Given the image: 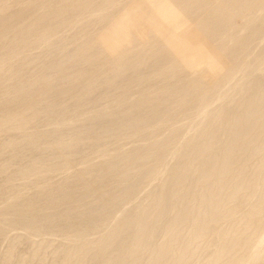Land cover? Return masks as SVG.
I'll return each instance as SVG.
<instances>
[{
	"label": "bare ground",
	"instance_id": "bare-ground-1",
	"mask_svg": "<svg viewBox=\"0 0 264 264\" xmlns=\"http://www.w3.org/2000/svg\"><path fill=\"white\" fill-rule=\"evenodd\" d=\"M33 1L0 0V80L9 78L0 86V113L11 101L31 98L33 90L41 97L50 90L59 99L44 98L40 112L28 107L0 115V179L6 187L0 197V239L8 227L23 230L17 234L23 240L31 231L59 235L66 241L54 251L45 250L57 253L47 252L49 262L41 257L45 264H195L201 256L197 264H258L264 256V77L249 80L247 94L230 98L232 111V105L225 106L228 102L216 106L211 127L188 131L187 141L178 138L189 127L190 110L206 113L224 82L240 83L247 61L261 60L264 46L256 52L252 45L264 41V0H161L146 16L138 8L146 0H40L41 7L32 14L16 21L6 18ZM65 21L71 31L77 28L67 40L62 38L66 29H60ZM62 65L70 71H60ZM114 105L123 108L117 112L111 109ZM119 112L133 117L128 116L124 137L130 149L115 142L110 146L119 141L116 129L96 130L97 119L115 122ZM89 118L96 122L94 129L90 124L83 128ZM80 124L83 129H75ZM163 130L167 135H158ZM139 146L156 150L151 159L165 148L163 159L172 156L176 162L166 176H161V166L142 173L138 180L143 183L160 180L150 202L135 204L122 218L117 214L120 219L104 228L90 206L76 208L85 200L81 192L89 185L97 189L107 175L124 182L133 177H124L120 168ZM118 192L104 200L103 210L117 204L125 209L135 195ZM47 196L53 208H41L39 202ZM65 199L76 206L56 216ZM91 224L97 237H90ZM42 240L40 248L52 245ZM17 245L4 249L10 264L20 254Z\"/></svg>",
	"mask_w": 264,
	"mask_h": 264
},
{
	"label": "rangeland",
	"instance_id": "rangeland-1",
	"mask_svg": "<svg viewBox=\"0 0 264 264\" xmlns=\"http://www.w3.org/2000/svg\"><path fill=\"white\" fill-rule=\"evenodd\" d=\"M43 1V0H42ZM120 1V0H119ZM121 1H124V0H121ZM120 1V2H121ZM161 0H146L143 4H141V5H139V11L140 12H142V13H144L145 14V12H146V14L148 13V12H150L151 11V9L155 6V5H158V3L160 2ZM11 7H13V6H11ZM41 6H40V0H34L33 2H32V4H30V5H27V6H24L23 8L22 7H19L20 9H16V10H13V14H11L10 16H7L6 18H8V19H11L12 21H16V20H18L21 16H23V15H27V14H32L33 12H35L38 8H40ZM14 8V7H13ZM15 12H16V15H15V18H13V16H14V14H15ZM99 12V11H98ZM96 13H97V11H96ZM146 14L144 15V16H146ZM84 16H85V18H84ZM84 16H81V20H85L88 16H87V14L86 15H84ZM69 21H65V22H63L62 23V26L60 27V29L61 30H63V29H66V30H63V39H65V40H67L69 37H70V34L71 33H74L73 32V30L75 29H77L76 27L75 28H73V30L71 31V29H70V27H69ZM187 24V23H186ZM235 24V23H234ZM67 26V27H66ZM234 26V25H233ZM232 26V28H234ZM55 26H53L52 28H54ZM74 30V31H75ZM68 37V38H67ZM264 41L263 42H261V46L259 45V41L257 40V41H255L254 43H253V45H252V48H253V50L254 51H258V50H261V47H263L264 45ZM254 46V47H253ZM260 47V48H259ZM263 50H261V51H263V52H261V51H258V52H261V53H263L262 54V58H261V60L259 61H253L252 59L250 60V61H247V65H245L244 67H243V69L241 70V72H240V76H241V78H240V80L242 81V79H243V81H242V83H241V81L239 80L238 82H240V83H233V81H234V79H232V83L230 82L231 81V79H230V81H228V82H224V83H226L225 84V86L226 87H222L223 89L222 90H220L219 88V90L220 91H218L219 92V94H216V96H213L211 99L213 100H211L210 99V101H209V105L207 106V112L206 113H202V112H200V114H199V109H201V108H199V109H197V107L195 108V109H197L198 110V113L197 112H194V111H196V110H190V111H192L193 113H191L190 111V115H187V114H189V112L188 113H186V114H183L182 115V117L183 118H185V115H187V116H191V114H192V118L190 119L189 117H187L186 118V121L187 122H189L188 124H187V122L185 121V119H181V120H179V122L180 121H182V122H184L185 123V125L187 124L189 127H188V129H187V126L184 128V129H182V130H184V131H182L181 133H180V138H178V140H179V142L181 143L182 141H187V139H188V137L192 134V133H194L195 131H198L197 129H201V128H204V126L205 127H211V125H213L214 123L212 122V121H214V119H215V114L213 113V112H215V108H216V106H218L220 103H226V102H228V105H227V103L225 104V106H226V108H230V106L232 107V109H230L231 111L233 110V109H235L234 107L235 106H233V104L234 103H231L229 100H231L232 98H237V97H241L242 95H245V94H247V92H248V87L247 86H249V83L252 81V79L253 80H255V79H258V77H264V48H262ZM35 53H37V54H40V52H38V51H36ZM34 53V54H35ZM41 53H48V50L46 51V52H41ZM40 57H42V55H39ZM35 60H38L37 58L35 59ZM34 60V61H35ZM252 61V62H251ZM32 62V61H31ZM263 65V66H262ZM262 66V67H261ZM67 67H68V69H67ZM66 68V69H65ZM60 71H62L63 73H66V72H68V71H70V67L68 66V65H62V66H60ZM248 69V70H247ZM260 70V72H258L259 70ZM262 71V72H261ZM24 72H25V70H24ZM131 73V72H130ZM258 73V74H257ZM16 74H17V71H16ZM133 72L131 73V74H128V76L129 77H132L133 76ZM254 74V75H253ZM43 75H46V76H49V74H47L46 72H45V74H44V72H43ZM192 75V74H191ZM190 76V75H189ZM251 76L253 77V78H251ZM191 77V76H190ZM249 77V79H247ZM256 77V78H255ZM255 78V79H254ZM249 80H251V81H249ZM236 81V80H235ZM246 81H248V82H246ZM9 82V78H2L1 80H0V86H3V85H5L6 83H8ZM247 84H246V83ZM228 83H229V85H228ZM242 84L244 85V86H242ZM223 85V84H222ZM247 85V86H246ZM224 86V85H223ZM242 86V87H241ZM238 87H240V88H238ZM101 88V87H100ZM135 88L136 87H134L133 89H132V91L133 90H135ZM242 88V89H241ZM234 89V90H233ZM238 90V91H237ZM224 91V92H223ZM235 91H236V93H235ZM245 91V92H244ZM247 91V92H246ZM239 94H238V93ZM243 92V93H242ZM223 93V94H222ZM234 93V94H233ZM245 93V94H244ZM40 94H41V92H39V91H36V90H33L32 92H31V98H28V99H24V100H16V101H11L7 106H6V109L7 110H5L4 112H6V113H17V112H19V111H21L22 109H25V108H28V107H31L33 110H35L36 112H40V111H42L44 108H43V102H42V100L44 99V98H47V100L48 101H56L57 99H59V97H58V95L56 94V93H54V92H52V91H50V90H47V93H45L44 94V97H41L40 96ZM220 94H222V95H220ZM228 94V95H227ZM232 94V95H231ZM226 96V98L227 99H225L224 97ZM241 95V96H240ZM228 96H229V99H228ZM234 96V97H233ZM217 97H219V99L217 98ZM223 97V99H221ZM231 98V99H230ZM3 99V102L4 103H6V101L8 100L9 101V99H5V98H2ZM6 100V101H5ZM224 100V101H223ZM7 101V102H8ZM221 101V102H220ZM219 102V103H218ZM223 103V104H224ZM84 103H82L81 105H83ZM145 104V103H144ZM142 104V106H144L146 109H147V111L148 112H151V110H152V108H149V106H147V104ZM229 104H230V106H229ZM235 105V104H234ZM70 106L71 105H68V108H70ZM209 107V108H208ZM121 108H123V106H118V105H114V106H112L111 107V109L112 110H120ZM144 108V110H146ZM118 110V111H119ZM209 110H211V112H209ZM216 110H218V108L216 109ZM117 111V112H118ZM3 112V114H5ZM195 113H196V115H195ZM202 113V114H201ZM2 113H0V115H3ZM121 114L122 113H120L119 112V114L117 113V116L119 117V116H121ZM128 114V113H127ZM127 114H124V116H123V114H122V116L120 117V120H119V118L117 117L116 119H115V122L113 121V120H111L110 122H107V124H106V122L104 121V119H97L96 121H97V123L95 122V121H93L94 123H92V120H91V118H89V119H86L85 121H84V123H87L86 125L84 124L83 125V128H85L86 126H89L88 124H90V126L92 125V124H95V126H99V127H96L97 129L96 130H99V129H101L102 128V130L105 128V130L107 129V131H108V129H116L118 132H117V134H116V132H115V135L118 137V140L120 141V140H122V141H112V144H110V146L112 145V146H115V145H119L120 144V146H121V144H122V148H123V146H124V148L123 149H130L131 148V144L129 143V141L127 142V140L124 138L125 136H126V134H127V124L129 123V117L131 118V120H132V118L133 117H131V115H127ZM206 114V115H205ZM209 114V115H208ZM202 115V116H201ZM203 115H204V117H203ZM208 115V116H207ZM129 116V117H128ZM199 116V117H198ZM214 116V117H213ZM181 117V118H182ZM198 117V118H197ZM122 118V119H121ZM189 118V119H188ZM196 118V119H195ZM119 120V122L117 123L116 121H118ZM126 119V120H125ZM98 120H103L102 122L100 121H98ZM125 120V121H124ZM188 120H190V121H188ZM202 120V121H201ZM125 123V125L123 124V122ZM103 122H105V124L103 123ZM112 122V123H111ZM182 122H180V123H182ZM190 122H191V126H190ZM209 122V123H208ZM98 123L100 124V123H103L102 125H98ZM119 124V125H116V124ZM211 123V124H210ZM108 124H110V125H108ZM115 124V125H114ZM120 124H121V126L123 125V128L120 126ZM204 124V125H203ZM205 124H207V125H205ZM104 125V126H103ZM85 126V127H84ZM92 126H94V125H92ZM91 126V127H92ZM95 126L93 127V129L95 128ZM101 126V127H100ZM112 126V127H111ZM114 126V127H113ZM116 126V127H115ZM196 126V127H195ZM65 127V126H64ZM64 127H62V129L63 130H67V129H64ZM80 127H82V125L80 124V125H78L77 127H75V129H83V128H80ZM104 127V128H103ZM108 127V128H107ZM118 127V128H117ZM121 127V128H120ZM191 127V128H190ZM190 128V129H189ZM119 129H122L120 132H119ZM104 130V131H105ZM185 130H186V132H185ZM126 131V132H125ZM192 132L191 134L190 133H187V132ZM122 132V133H121ZM119 133H121V134H119ZM124 133V134H123ZM162 133L163 134H161V131H160V133H158V135L160 134V135H167V130H166V133H164V130L162 131ZM183 134V135H182ZM188 134V135H187ZM123 136V137H122ZM5 137V136H4ZM121 137V138H120ZM157 137V136H156ZM160 137V136H159ZM161 137H163V136H161ZM178 137H179V135H178ZM185 137H186V140H185ZM123 138V139H122ZM0 139H3V136L1 137L0 136ZM181 139V140H180ZM123 140H125L124 142H123ZM141 140V139H140ZM140 140H138V141H140ZM138 141H136V143H139ZM144 143H145V141L147 142V140L145 139V140H142ZM115 142V143H114ZM116 142H119V143H116ZM115 145H114V144ZM129 143V144H128ZM140 143H141V141H140ZM111 146V147H112ZM156 147H158V146H156ZM155 147V148H156ZM138 150H137V152L138 153H142V151H143V147H141L140 148V146L137 148ZM142 149V150H141ZM158 149V148H157ZM164 149L165 148H163V149H158V153L156 154V156H155V158H153V159H151V158H149L152 154H153V152L154 151H156L155 149H151L150 148V150L149 151H147L148 150V148H145L144 149V153H140L139 154V156H136V155H138L137 154V152H136V154H135V157L133 156L132 157V160H127L124 164H123V166H121V168H120V170L121 169H123L124 171H126V172H124L123 170H121V172H123V175H124V177L125 176H130L131 174H132V176L133 177H128V179L129 180H127L126 182H124V180L122 181V178L120 179L119 177H115V179L116 180H114L113 179V176H111V175H107V176H104V177H102V178H104L103 180H99L98 181V187H97V189H95L96 187L94 186V185H92V187L89 185L88 187H84L85 189H83L82 190V192L84 193H82L81 192V194H82V196H83V198H85V200H83V202H82V204H80V205H78L76 208L77 209H79L80 208V210H89V206H90V211L91 212H93V211H95L97 214H99V216L102 218V223L103 224H100L101 226L103 225V227L105 228V227H107L106 225L107 224H109L110 223V221H112L113 219H120V218H122L123 217V214L124 215H126V213L127 214H131L134 210H133V208L136 206V205H142V206H146L149 202H150V200H151V196H153V193L155 192L154 191V188H157V185H158V183H159V178H157V179H155V180H152V181H147V182H144L143 183V181H141L140 179L138 180V178H140L141 177V174L142 173H145V172H147V170H149V168H152V166H161V176L163 175L164 176V174H165V176L166 175H168L169 174V171H170V169L173 167V164H175V162H176V158H174V157H165L164 159H163V157L165 156V154H163V152H164ZM166 150V149H165ZM152 151V152H151ZM150 153H152L150 156H149V154ZM148 156H147V155ZM34 155V154H33ZM164 155V156H163ZM91 156V155H90ZM161 156V157H160ZM163 156V157H162ZM29 157L30 158H35L34 156H32V153L31 154H29ZM95 157V156H94ZM146 157V158H145ZM157 157H159V159H157ZM29 158V159H30ZM96 158V157H95ZM142 158L145 160V163H144V160H142ZM150 159V160H148V159ZM157 159V160H156ZM33 160V159H32ZM31 159H30V162L32 161ZM92 160H94L95 161V159L94 158H92ZM138 160V161H137ZM147 160H148V162H147ZM166 160V161H165ZM172 160V161H171ZM132 161L133 162H138V163H132ZM168 161V162H167ZM173 161H174V163H173ZM76 162V161H75ZM142 164H141V163ZM172 162V163H171ZM20 163L19 161L17 162L16 161V163H15V165H18V164ZM77 163V162H76ZM76 163H75V166H77L76 165ZM80 163H82V161H80ZM80 163H77L78 164V166H79V164ZM161 163V164H160ZM163 164V165H162ZM22 165L24 166V162H22L19 166L20 167H22ZM130 165V166H129ZM141 165H143V166H141ZM167 165H168V167H169V169H168V167H167ZM126 166V167H125ZM133 166V167H132ZM135 166V167H134ZM137 166H139V167H137ZM130 167V168H129ZM140 167H141V170H139L140 169ZM142 167H143V169H142ZM165 167H167V168H165ZM125 168V169H124ZM127 168H128V170H127ZM136 168V169H135ZM165 168V169H164ZM132 170L133 171V173L132 172H129V170ZM134 169V170H133ZM146 170V171H145ZM168 170V171H167ZM128 171V172H127ZM135 171V172H134ZM165 171H166V173H165ZM124 173H126V174H124ZM163 173V174H162ZM130 174V175H129ZM60 176V174L59 175H57L56 176V178L58 177V178H60L59 177ZM107 177V178H106ZM123 177V178H124ZM55 178V177H54ZM56 178H55V180H56ZM58 178H57V180H58ZM111 178H112V181H111ZM119 178V179H118ZM1 179H3L4 180V178H1ZM1 179H0V183L2 182V185L0 184V186H2V187H0V197H1V194H3L4 193V191H5V189H6V187H4V185H3V182L4 181H1ZM105 179H107V180H105ZM136 179V180H135ZM54 180V179H53ZM138 180V181H137ZM109 181V182H108ZM133 181H137L136 183H131V184H134L133 186H134V188L133 187H130L131 189H129V188H127V187H129L131 184H130V182H133ZM142 183H141V182ZM111 182V183H110ZM117 182V183H116ZM124 182V183H123ZM142 184V186H141V184ZM107 185H106V184ZM108 183H110L109 185H108ZM112 183H114V184H112ZM151 183V184H150ZM105 184V185H104ZM140 184V186H138ZM121 187H120V186ZM128 185V186H127ZM104 186V187H103ZM117 186V187H116ZM127 186V187H126ZM132 186V185H131ZM137 186V187H136ZM148 186V187H147ZM113 187V188H112ZM125 187V188H124ZM146 187V188H145ZM5 188V189H4ZM89 190H87V189ZM111 188V189H110ZM122 188H124L123 190H122ZM128 190H127V189ZM94 189V190H93ZM104 189V190H103ZM138 189V190H137ZM142 189V190H141ZM148 189H149V191H148ZM86 190V191H85ZM93 190V191H92ZM96 190V191H95ZM98 190V191H97ZM102 190V191H101ZM117 193V191H120V192H118V193H124V192H126V193H128V194H130L129 192H132V193H135V195H134V198H133V200H135V201H131V203H129V204H127V205H125L126 206V208L124 209L123 207H120L121 206V204H117V206H113V208L111 209V211L108 209V210H103V207H102V203L104 202V200L105 199H107L109 196H110V194L112 193V192H114V191ZM137 190V191H136ZM147 190V193L145 192ZM152 190V191H151ZM122 191H124V192H122ZM128 191V192H127ZM141 191V192H140ZM143 191V192H142ZM94 192V193H93ZM105 195L106 193H109V194H106L105 196L103 195V194ZM138 193H139V195H138ZM86 194V195H85ZM99 194V195H98ZM150 194V195H149ZM93 195V196H92ZM96 195H97V197H96ZM103 195V196H102ZM90 196V197H89ZM95 196V197H94ZM99 197H101V198H99ZM45 198V199H44ZM99 198V199H98ZM43 199V200H42ZM96 199H98V200H96ZM150 199V200H149ZM67 200V201H66ZM94 200V201H93ZM148 200V201H147ZM2 201V202H1ZM52 201V198L51 197H49V196H47V197H43V198H41V201L39 202V204H40V206H41V208H48V209H50V208H53V207H51L50 205H49V203ZM91 201H93V202H91ZM102 201V202H101ZM0 205L3 203V199H0ZM47 203V204H46ZM69 203H70V205H69ZM72 203V204H71ZM89 204V205H87V204ZM139 203V204H138ZM38 204V205H39ZM60 207H59V209H62V210H59V211H56V216H59V214H63V213H65V212H67L68 210H70V209H72L74 206H76V203H74V202H71V201H69L68 199H65V200H63L62 202H60ZM86 204V205H85ZM136 204V205H135ZM145 204V205H144ZM64 205V206H63ZM68 205V206H67ZM100 205H101V207H100ZM116 205V204H115ZM130 205V206H129ZM91 206L93 207V209L91 208ZM66 207V208H65ZM79 207V208H78ZM97 208V209H99V211L97 210V209H94V208ZM102 209V210H100V208ZM65 208V209H64ZM118 208H120V209H118ZM123 208V209H122ZM117 210V211H116ZM48 211H53V210H48ZM103 211L105 212V213H103ZM108 211V212H107ZM118 211H120V212H118ZM121 211H122V213H121ZM101 212V213H100ZM116 212H118V213H116ZM58 214V215H57ZM113 214V215H112ZM120 215V216H118V215ZM122 214V215H121ZM54 215V216H55ZM108 215V216H107ZM109 215H111V216H113V217H109ZM104 216V217H103ZM105 216H106V218H105ZM115 216V217H114ZM118 216V217H117ZM117 217V218H116ZM120 217V218H119ZM104 221V222H103ZM237 221V220H236ZM235 221V222H236ZM237 223H239V222H237ZM229 225H230V223H229ZM233 225H235L234 223H233ZM93 227V228H92ZM8 228H10L9 230H11V229H13V230H11L10 231V235L8 234L9 233V230H7V234H6V237H8L7 239H6V237H4L5 239H6V241H2V240H5V239H0L1 241H0V249H2V250H0V264H5L6 262L8 263V264H10L9 262H8V259H7V256L5 257V254L4 253H6L7 252V250L9 249V246L12 244L13 245V243H14V246L16 245V244H19V245H17L16 247H19V249H20V254H18L17 256H18V258L16 259V262H17V264H39L40 262H39V259L41 260V257H44V258H46V259H44V258H42V262L40 263V264H45L44 262L45 261H43V259L44 260H47L48 262L50 261V258H49V255L50 254H52L53 252L51 251V252H48V251H45V250H50V249H53V251H54V246L55 247H57V246H60V244L61 243H63L64 241H66L65 239H61L60 238V236L59 235H56V236H54L55 234H53V235H50V234H36L35 232H32L31 231V233L29 232V236L28 237H26V239H24L23 240V238L21 237V239H20V236L19 235H17V234H20L21 233V231H23V230H19V229H17V228H11V227H8ZM95 228V229H94ZM14 229H16V230H14ZM20 232H19V231ZM17 231V232H16ZM98 230H97V228L95 227V225H93V224H91V228H90V230H89V232H91V235H90V237H92V238H94V237H97V234H99V232H97ZM15 232H16V234H15ZM95 232H96V234H95ZM13 233V234H12ZM94 233V234H93ZM27 235H28V233H26ZM35 234V235H34ZM8 235V236H7ZM13 235V236H12ZM17 235V236H16ZM26 235V236H27ZM44 235V236H43ZM47 235H49V236H47ZM96 235V236H95ZM19 236V237H18ZM46 236H47V238H46ZM94 236V237H93ZM42 237V238H41ZM49 237V238H48ZM14 240H13V239ZM18 238H19V240H18ZM28 238V239H27ZM54 238V239H53ZM12 241H11V240ZM42 239H46L47 241H50L51 243L50 244H52V245H48L49 243H47V247L45 248V247H41L40 248V242L41 241H43ZM50 239V240H49ZM57 239V240H56ZM59 239V240H58ZM9 240V241H8ZM22 240V242H20ZM35 240V241H34ZM37 240V241H36ZM39 240V241H38ZM52 240V241H51ZM15 241V242H14ZM61 241H63V242H61ZM9 242H10V244H9ZM13 242V243H12ZM20 242V243H19ZM24 242V243H23ZM36 242V243H35ZM57 242V243H56ZM46 243V242H45ZM21 244V245H20ZM33 244V245H32ZM38 244V245H37ZM11 245V246H12ZM22 245H23V247H22ZM27 245V246H26ZM32 245V246H31ZM10 246V247H11ZM13 246V247H14ZM24 246H25V250H27V248H28V250L27 251H21V247H22V249H24ZM49 246H52V248L50 247L49 248ZM27 247V248H26ZM39 247V248H38ZM5 248H7V250H4ZM35 248V249H34ZM18 249V250H19ZM30 250V251H29ZM34 250H37V252L36 251H34ZM40 250V251H39ZM4 251H6V252H4ZM40 253H39V252ZM41 251L45 254V252H46V254H47V252L48 253H50L47 257H46V254H45V256H44V254L42 255V253H41ZM23 252V253H22ZM24 252H26V254L28 255V254H32L31 256L30 255H28V257L27 256H25L26 254L24 253ZM28 252V253H27ZM31 252V253H30ZM36 253V254H34L35 255V257L33 256V253ZM21 254H24V256L23 257H25V259L23 258V260H22V258H21V260L19 259V257L21 256ZM37 254H40V255H38V256H36ZM55 254H57V253H55ZM55 254H52V255H54L55 256ZM2 255V256H1ZM52 255H50V257L52 258ZM203 255V254H202ZM4 256V257H3ZM30 256V257H29ZM2 257V258H1ZM22 257V256H21ZM40 257V258H39ZM203 256H201L198 260H196L195 259V264H197L198 262H199V260L201 261L203 258H202ZM262 257V256H261ZM26 258H29V259H27L26 260ZM37 258V259H36ZM49 258V259H48ZM4 259V260H3ZM7 259V260H6ZM36 259V260H35ZM258 259H260V261L258 260V264H264V256L262 257V260H261V258H258ZM5 261V262H3V261ZM26 260V261H25ZM33 260V261H32ZM37 260H38V262H37ZM19 261H22L21 263L19 262ZM46 261V262H47ZM16 262L14 263V264H16ZM25 262V263H24ZM36 262V263H35ZM47 262V263H48ZM197 262V263H196ZM263 262V263H262ZM6 263V264H7Z\"/></svg>",
	"mask_w": 264,
	"mask_h": 264
}]
</instances>
